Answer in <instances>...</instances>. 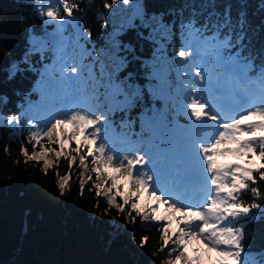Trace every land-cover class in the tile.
<instances>
[{
  "label": "snow or ice",
  "instance_id": "1",
  "mask_svg": "<svg viewBox=\"0 0 264 264\" xmlns=\"http://www.w3.org/2000/svg\"><path fill=\"white\" fill-rule=\"evenodd\" d=\"M35 4L54 30L34 44L51 62L39 72L40 100L26 129L32 150L20 146L24 162L41 164L47 174L67 161L68 172H56L61 195L78 167L81 194L91 182L89 191L107 204L101 215L115 210L127 225L156 226L159 247L151 255H164L161 264H264V249L244 245L253 210L264 216V47L252 45L245 11L233 17L227 6L221 13L212 0H192L179 51L169 58L175 26L141 17L135 0H122L126 20L139 19L147 35H138L154 46L152 62L144 65L145 89L131 73L121 75L135 51L116 40L123 23L93 56L86 47L92 34L73 16L77 3ZM145 95L153 103L137 116L140 131L114 139V114L122 113L121 127L131 129L135 120L128 117ZM21 118L0 116V126L7 120L14 127ZM148 240L141 236L138 247Z\"/></svg>",
  "mask_w": 264,
  "mask_h": 264
},
{
  "label": "trees",
  "instance_id": "2",
  "mask_svg": "<svg viewBox=\"0 0 264 264\" xmlns=\"http://www.w3.org/2000/svg\"><path fill=\"white\" fill-rule=\"evenodd\" d=\"M141 1L149 17L168 21L173 15L175 19L171 24L175 31L180 29L181 19H188L186 7L177 6L182 0ZM203 2L195 0L196 4ZM76 3L78 9L73 12L90 26L93 42L89 44L97 56L124 24L116 40L122 46L131 45L135 51L134 55H129L128 66L121 75L131 73L142 87H150L143 73L152 46L141 39L140 31L126 20L128 7L122 0L111 9L104 5L112 4V0H76ZM212 3L215 10L224 11L227 6L233 17L243 9L254 29L249 32L252 45L257 51L264 47V31H261L264 0H212ZM37 8L35 0H0V97L7 98L0 103V113L6 117L18 114L34 98L35 75L31 66L38 62L29 52L27 36L41 26L42 17ZM257 28L261 39L255 44ZM144 99L146 103L133 109L130 115L136 117L132 119L135 123L131 131L140 128L138 114L153 103L149 95ZM26 129L7 124L0 126V264H161L164 255H151L159 247L156 226L127 225L123 214L118 216L115 210L101 215L107 204L103 197H96L94 190L89 191L91 182L81 194L78 167L73 166L69 185L61 195L56 172L66 174L67 161L61 159L58 168L50 169L47 174L41 170V164H26L20 152L21 144L29 152L32 150ZM97 200L101 201L99 207ZM245 201L253 202L250 194L245 196ZM145 235L149 237L148 243L139 248L140 237ZM244 245L264 249V216L246 224Z\"/></svg>",
  "mask_w": 264,
  "mask_h": 264
},
{
  "label": "rangeland",
  "instance_id": "3",
  "mask_svg": "<svg viewBox=\"0 0 264 264\" xmlns=\"http://www.w3.org/2000/svg\"><path fill=\"white\" fill-rule=\"evenodd\" d=\"M135 7L139 10V13H140L141 10H142L140 0H135ZM132 15L135 16L136 14L133 13ZM167 24H168L169 28L171 29L170 24H169V23H167ZM53 30H54V28H53ZM87 62H90V61H87ZM97 74H98V73H97ZM0 116H4V117H6L3 113H0ZM3 124H7V120H4V121H3ZM17 125H19V123H17ZM110 132H111L112 137L115 138L116 132H115L114 130H110ZM263 207H264V206H263ZM253 211L255 212L256 217L261 216L259 210H253ZM242 222H243V221H241V223H242ZM246 250H248V251H252V252H256V251H258V250H253V249H246Z\"/></svg>",
  "mask_w": 264,
  "mask_h": 264
}]
</instances>
